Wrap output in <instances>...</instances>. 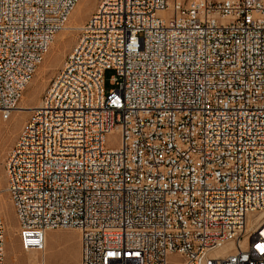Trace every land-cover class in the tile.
<instances>
[{
	"label": "built area",
	"instance_id": "1",
	"mask_svg": "<svg viewBox=\"0 0 264 264\" xmlns=\"http://www.w3.org/2000/svg\"><path fill=\"white\" fill-rule=\"evenodd\" d=\"M78 1L0 0L4 120ZM57 73L4 164L25 251L264 264V0H99Z\"/></svg>",
	"mask_w": 264,
	"mask_h": 264
},
{
	"label": "rangeland",
	"instance_id": "2",
	"mask_svg": "<svg viewBox=\"0 0 264 264\" xmlns=\"http://www.w3.org/2000/svg\"><path fill=\"white\" fill-rule=\"evenodd\" d=\"M98 3L99 0L79 1L78 5L80 6H77L67 22L69 24L73 18L71 23L78 28L60 31V35L64 36L63 39L59 34L55 36L57 39L54 48L52 44L43 62L37 68L35 76L23 93L19 103V106L23 109L14 110L7 120H4L0 113V211L5 221V264H37V261H29L31 254L24 252L20 244L14 207L6 192L4 168L6 156L23 129L32 109L39 104L50 82L63 66L68 53L77 41L80 28L96 10ZM112 75V70L105 73L106 90L113 88L110 83ZM113 144H116V142H113ZM45 253L46 264H77L80 259V235L78 230L66 228L48 231ZM173 258L175 259L177 256L173 255Z\"/></svg>",
	"mask_w": 264,
	"mask_h": 264
},
{
	"label": "bare ground",
	"instance_id": "3",
	"mask_svg": "<svg viewBox=\"0 0 264 264\" xmlns=\"http://www.w3.org/2000/svg\"><path fill=\"white\" fill-rule=\"evenodd\" d=\"M79 1H80V0H79ZM79 1H78V3H79ZM78 3H77V5L75 6V8H74V10L72 11V13L70 14V16H69V18H68V21H69L71 15L73 14V12L75 11V9L77 8V6H80V5H78ZM72 21H73V18H72L71 22H72ZM71 22H70L69 24H67L63 30H67V29H77V28H78L77 26H74L75 24L73 25ZM81 28H85V23H84V25H83ZM57 34L60 35V33H57ZM57 34H56V35H57ZM60 36H61V39L64 38L63 35H60ZM56 39H57V37H55L54 40H53V42H52V44H53V48H54V44H55ZM52 81H59V73L56 74V76L53 78ZM18 106H19V104H18ZM18 106L16 107V109H21V108H22V107H20V106L18 107ZM16 109H15V110H16ZM22 109H23V108H22ZM19 135H25V126L23 127V129L21 130V132H20ZM46 239H47V235H46ZM28 241H30V234H22V235H21V242H28ZM20 244H21V243H20ZM21 247H22V245H21ZM227 248H228V247H224L223 250L226 251ZM45 249H46V245H45L44 250H42V251H36V250L25 251V250L22 248V250H23L24 252L31 254V257L29 258V261H30V262H31V261H37V264H46V253H45ZM37 255H38V256L40 255V257L38 258ZM177 264H180V263H177Z\"/></svg>",
	"mask_w": 264,
	"mask_h": 264
}]
</instances>
